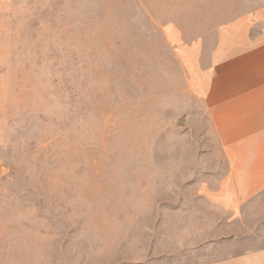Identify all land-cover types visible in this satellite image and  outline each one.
<instances>
[{"label":"rangeland","instance_id":"obj_1","mask_svg":"<svg viewBox=\"0 0 264 264\" xmlns=\"http://www.w3.org/2000/svg\"><path fill=\"white\" fill-rule=\"evenodd\" d=\"M261 32L264 0H0V264L229 251L190 197L189 71Z\"/></svg>","mask_w":264,"mask_h":264},{"label":"crops","instance_id":"obj_2","mask_svg":"<svg viewBox=\"0 0 264 264\" xmlns=\"http://www.w3.org/2000/svg\"><path fill=\"white\" fill-rule=\"evenodd\" d=\"M244 37L189 71L200 170L190 197L216 211L220 230L206 239L229 250L204 264H264V32Z\"/></svg>","mask_w":264,"mask_h":264}]
</instances>
